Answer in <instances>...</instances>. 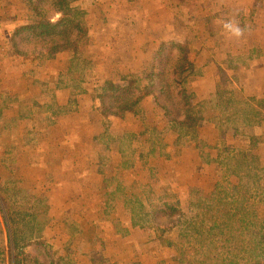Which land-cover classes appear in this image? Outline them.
Masks as SVG:
<instances>
[{"label":"crops","instance_id":"crops-1","mask_svg":"<svg viewBox=\"0 0 264 264\" xmlns=\"http://www.w3.org/2000/svg\"><path fill=\"white\" fill-rule=\"evenodd\" d=\"M86 15L90 33L83 45L95 82L89 83L87 71L91 68L86 69L83 75L86 82L76 94L78 106L54 118L48 130L53 132L39 138L37 144H30L25 134L17 138L16 144L21 151L24 175L31 183L42 185V193L50 187H46L48 177L56 175L58 180L48 193L50 204L60 207V215L69 210H92L98 203L103 204L102 211H113L112 219L101 218L99 223L107 226L106 233L110 235L103 240L129 238L141 242L135 233L122 231L131 227V219L121 201L108 197L118 191L131 193L135 186L140 191L149 187L151 177L139 156L127 158L126 137L140 135L151 124L162 131L166 121L151 96L142 103L145 119L133 115L105 119L94 93L95 83L103 86L108 81L121 82L129 74L141 76L162 45L189 46L197 71L188 80L195 108L216 94L223 72L234 79L238 110L242 113L240 122L232 121L231 126L222 130L218 110L206 109L196 130L201 129L204 139L206 134L214 135L208 136V141L198 148L193 146V151L187 148L188 144H181L186 140L182 141L178 134L169 131L165 136L171 157L160 176H166L180 195L188 196L191 188H197L200 194L209 197L215 178L202 165L204 154L209 152L210 160L230 156L229 150H225L228 142L232 148L230 157H234L243 149L240 142L247 145L254 137L263 138L258 148L264 154V0H93ZM226 24L239 27L241 35H234ZM61 56L67 57L69 53L56 57ZM4 66L5 62L0 61V69ZM4 72L0 71V79ZM15 91L5 90L10 99L5 114L28 121L29 117L20 113L25 109L21 108L22 99L29 96ZM55 94L57 101L63 97L67 99L63 104H68L72 91L56 88ZM127 180L132 182L129 189L123 188ZM179 250L174 247L165 251Z\"/></svg>","mask_w":264,"mask_h":264},{"label":"trees","instance_id":"trees-1","mask_svg":"<svg viewBox=\"0 0 264 264\" xmlns=\"http://www.w3.org/2000/svg\"><path fill=\"white\" fill-rule=\"evenodd\" d=\"M24 1L32 14L26 24L16 28L12 37L16 48L24 44L28 50L30 46L34 47L30 53L20 52L25 61L55 58L60 53L80 54L90 33L87 15L79 10L85 0ZM193 68L185 45H162L148 83L132 74L126 85L108 81L97 91L103 92L97 97L107 117L139 115L145 119L142 103L151 96L166 121L162 131L151 124L142 132L149 142H146L148 151H144L140 161L147 168L152 185L138 196L116 192L132 223L130 228L122 231L130 234L140 220L149 219L154 235L148 243L181 247L196 264H264V218L257 212L254 202L258 194L259 204L264 202V167L260 166L259 160L249 161L247 151L238 150L235 158L232 157L233 172L244 181L242 186L226 181L209 197H199L198 190L191 188V195L197 196L187 207L171 186L161 183L160 166H151V158L164 162L171 157L165 141L167 132L187 136L198 126L199 118L187 89L188 73ZM224 77V84L229 87L228 77ZM218 87L223 90L221 85ZM8 101L10 99L6 97V103ZM214 108L221 111L222 117L229 114L227 122L228 127L231 126L238 111L229 89L216 101ZM132 138L140 145L132 149L136 155L147 145L141 143L140 135L134 134ZM15 195L10 201L0 202V216L11 249L10 264H77L71 257L59 254L45 238L52 222L47 212L22 207L23 203L17 202ZM33 199L36 203L41 201ZM2 264L7 263L3 261Z\"/></svg>","mask_w":264,"mask_h":264},{"label":"rangeland","instance_id":"rangeland-1","mask_svg":"<svg viewBox=\"0 0 264 264\" xmlns=\"http://www.w3.org/2000/svg\"><path fill=\"white\" fill-rule=\"evenodd\" d=\"M24 2V0H0V61H4L6 65L0 69L1 72L5 70V72L2 73L0 79V202L3 203V201L6 199L7 201L12 200L14 197L13 194L15 193L17 195H15L17 202L23 203L22 207L37 208L38 211L41 210L42 212L46 211L47 215L52 219V222L49 224L45 238L51 245H54L59 254L66 257H71L76 261L77 264H196L181 247H177L180 248L178 252L167 253L165 251L166 249L174 247H163L160 243V245L158 243L156 245L152 244L151 242L148 243V241H150L148 239L154 235L153 224L149 221V219L140 220L137 223L138 227L132 228L130 231V234L135 233L136 236H139L141 242H138L137 240H131L129 238L126 239L125 237L123 239L126 240L104 241L103 239L110 237V235L106 233L107 226H102L99 223L101 218L112 219V210L105 211V209H103L102 211L101 206L103 204L98 203V205H96L92 210H69L68 212L60 215L61 213L58 212L60 211V207L58 206V208H56L54 205L50 204V193H48L54 188L55 181L58 180L56 175L48 177V183L46 187H50L46 189V193H42V185L31 183L28 180L29 178L26 176V174L24 175V165L20 159L21 151L16 144L17 140L21 139L22 135L25 134L29 137L27 139L29 140L30 144H37V140L39 138H42L44 135L51 134L53 131L48 132V130L51 126V123H53L54 118L59 115L68 114L76 106H78L76 94L82 90L83 82H86V79L83 77L84 74L86 75L85 70L92 67V64L89 62V58L84 53L86 52L84 51L85 45H83L80 54L69 53V56L67 57H48L25 61L20 52L22 53V51H27L30 53L34 47L30 46V50H28L25 49L26 45L24 44L21 45L20 48H16L14 46V40L12 37L16 28L26 24L32 14ZM92 2L93 0H85L81 2V7L79 10L86 14ZM187 50L189 52V57L192 60L189 46L187 47ZM82 53H84V56L81 57ZM210 54V56H212V53ZM196 58H199V55H196ZM155 60L156 57L153 63ZM6 62H8V65ZM195 62H197V60H195ZM153 63L146 70H143L141 76L136 74L144 83H148V80L150 79L149 77L151 76V68ZM193 65L194 68L190 74L188 73V80L192 74L197 72L195 63H193ZM87 72H89L88 74L91 78L89 83L93 84L95 81L92 75V68ZM5 75L8 76L5 77ZM130 75L132 74L126 75L124 80L115 83L118 85L128 84V81L130 80L128 77ZM224 76L228 77L227 83H229V87L224 84L226 82V78ZM235 82L236 81L230 78L227 73L223 72L221 74L220 78L218 79L217 92L212 97V99L200 105L198 108L193 106L197 116L199 117V121L200 116H204L203 111L206 109L216 110L214 108L216 101L218 99L220 100L222 95L226 94V90L228 89L233 93L238 111L233 123L235 124L242 120V113L240 110H238L237 105L236 93L238 88L236 87ZM95 84H97V86L94 88V93L96 95V99L99 100L97 96L103 92L100 90L99 92L97 91L105 84H103V86H100L98 83ZM218 85H221L223 88V90L221 89L222 91H220V89L218 90ZM56 88H66L67 90L72 91V95L68 104H63L62 101H67V99H64L63 97L57 101L55 94ZM5 90H17L19 91L17 93L29 96L28 98L22 99L23 104L21 108L25 107V109H22L20 113L23 116H28V121L22 120L19 116H11L8 118V114H5L6 107L4 106L6 104L7 94ZM188 92L192 99L193 95L190 91ZM64 105L67 106L65 107ZM229 112L231 113V111ZM218 114V123L220 124V128L224 130L223 128L228 127L229 124V122H227L229 114H224L222 117L221 111L219 110ZM101 116L105 119L110 118L104 114L103 110H101ZM132 117L138 118L139 115H133ZM23 127H26L25 131L27 133H24ZM200 130L195 129L191 132L189 131L187 136H180V138L182 137V141L184 139L186 140L181 144H188L187 148H189L190 151H193V146L198 148L201 144H204L206 141H208V136L212 137L214 135L206 134V138L204 139V133ZM140 136L143 138V142L141 143L143 145H147L146 142H149V139L142 133ZM132 137L133 135L131 134L126 137L128 160L131 158V156H134L132 149L140 146L139 141L134 140ZM262 140L263 138L258 139L254 137L247 145H244L243 142H240L239 145L242 146L240 148H243V151H248L247 156L249 157V161L259 160L260 166L264 167V154L258 148ZM225 143V150H229L228 152H230L231 156L232 151L230 150H232V148L230 146L228 147V142ZM18 144L20 143L18 142ZM144 151H148V145L145 147V149H139L136 152L137 155L135 156H139L140 158L145 153ZM212 153L213 155H216V153ZM230 156L225 154L222 156L223 158L214 160H210L212 157L209 152L202 156V165H206L207 171L209 173H213V178H215L214 191L226 181L239 183L240 186H242L244 183L242 179H239V177L234 174L233 158H235V156L233 158ZM155 159L156 158L150 159L151 166L159 165L161 172L162 168L164 169L163 165L166 164V161L157 162L158 160L155 161ZM194 163L195 162H193V164ZM252 164L254 166L257 165L256 162H252ZM145 169L147 170V168ZM160 177L162 179L161 183L171 186L169 179L166 176ZM262 182L264 183V179ZM131 183L132 182L129 180L125 181L123 188L129 189ZM155 184L158 185L157 182ZM151 185L152 180L149 184V187ZM148 188H146V190ZM195 189L198 190L197 188ZM140 192L141 191L136 189L135 186L134 190L127 194H136L138 196V193ZM198 195L199 197H205L200 193ZM180 196L184 206L187 207L192 199L197 195L192 196L189 191L188 196H186L185 193ZM117 197V194H112L108 197V199L113 200V198H115V200H119ZM33 198H38L41 201L36 203ZM259 199L260 196L258 194V196H256L254 199V202L257 203L255 208L259 215L264 218V202L259 204ZM27 203L31 204L28 205ZM114 212L120 211H116V209H114ZM118 215L120 217V213H118ZM127 216L128 218L130 217L129 215ZM143 240H145V242H143ZM117 252H119V254ZM10 253L11 249L6 228L3 222V217L0 216V264H2L3 261H6L7 264H10Z\"/></svg>","mask_w":264,"mask_h":264},{"label":"clouds","instance_id":"clouds-1","mask_svg":"<svg viewBox=\"0 0 264 264\" xmlns=\"http://www.w3.org/2000/svg\"><path fill=\"white\" fill-rule=\"evenodd\" d=\"M225 27L232 31L234 35L240 36L241 35V29L239 27H234L232 24H226Z\"/></svg>","mask_w":264,"mask_h":264}]
</instances>
